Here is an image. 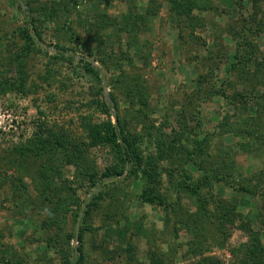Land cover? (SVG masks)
I'll list each match as a JSON object with an SVG mask.
<instances>
[{
  "label": "rangeland",
  "instance_id": "374dc122",
  "mask_svg": "<svg viewBox=\"0 0 264 264\" xmlns=\"http://www.w3.org/2000/svg\"><path fill=\"white\" fill-rule=\"evenodd\" d=\"M20 1L0 0V264H264V0Z\"/></svg>",
  "mask_w": 264,
  "mask_h": 264
},
{
  "label": "trees",
  "instance_id": "16d2710c",
  "mask_svg": "<svg viewBox=\"0 0 264 264\" xmlns=\"http://www.w3.org/2000/svg\"><path fill=\"white\" fill-rule=\"evenodd\" d=\"M83 0H73V2L74 3H76L77 5L78 4H80L81 2H82ZM168 1H170L171 3H170V6L172 7V8H176V7H180L182 10H183V12H184V7H183V4L184 3H186L187 2V0H179L178 1V3H175L174 2V0H168ZM17 5H18V7L19 8H22V3H21V1L20 0H17ZM178 9V8H177ZM27 11V10H26ZM27 17H28V15H27ZM29 18V17H28ZM28 20H30L31 21V19H28ZM30 32L32 33V32H34V27H32V25L30 26ZM29 30H27L26 29V32L24 33L25 34V36H28V34H30L29 33ZM28 33V34H27ZM30 36V35H29ZM37 38H39V37H37ZM82 61H84V64H85V68H86V70L88 71V72H90V73H94V74H97V75H99V71H97L94 67H92L91 66V64L88 62V61H85V60H83L82 59ZM110 127V125L108 124V129H107V133H108V138H109V140L111 141V142H113L114 143V145L116 146V148H117V153H118V157H119V159H120V162L122 163V164H128V163H130V159H129V155L126 153V151H125V149H124V147L122 146V143H120V141H119V139H118V135H117V133L115 132V129L111 126V128H109ZM205 142V140L204 139H202L201 140V147H202V143H204ZM200 144V141H195V148H197V146ZM15 151H17L18 153H20L19 155H21V156H23V155H25L27 152H32L34 155H36V156H39L44 150H41L40 151V149H37V150H29V149H26V148H24V147H19V148H17V149H15ZM23 151V152H22ZM22 152V153H21ZM121 172V171H120ZM119 172V173H120ZM119 173H117V174H119ZM214 177V175H208V174H206V172H205V174H202L201 175V178H199L198 179V183L197 184H195L194 186H187L186 188H187V190H189L191 193H195L196 192V190H197V188H200V186H201V188L203 187V186H205V187H207L209 184H211V182H210V180H211V178H213ZM220 180V179H219ZM152 183V179L149 181V184H151ZM238 186L237 187H235L234 188V190L237 192V193H240V194H244V195H250V196H256V189H252L250 186L249 187H247V186H245V185H243V184H237ZM149 193H150V190H148V189H145L144 190V192L142 193V195H141V198L145 201V202H149V203H151V202H156V204L158 205V206H160V207H163V208H166V206H165V204H164V202H163V200H161V198H159V197H155L154 195H152V194H150L149 195ZM261 198L263 199V202H262V206H263V208H264V191H262L261 192ZM202 200V199H201ZM201 200H198V201H201ZM202 203V202H201ZM204 204L205 205H207V203L206 202H204ZM234 210V206H231V210H230V212L232 213V215L234 214L233 211ZM220 214L221 215H219L218 216V218L221 220V217H222V220H223V222L225 221V220H227V219H223V217L224 216H226V214L223 212V209L221 208L220 210ZM77 216V215H76ZM75 216V217H76ZM239 216L241 217V214H239ZM233 221H231L230 220V223H232ZM248 223V224H247ZM247 223H246V221L244 222V221H242V226H241V228H243L245 231H247V232H250L251 230H250V227H249V222L247 221ZM197 235H199V233H196ZM252 236H254V234L252 235ZM73 237V234H69L68 235V237H67V243H69V240L71 239ZM81 233H79V235H78V241L79 242H81ZM257 240V237H255L253 240H251L252 242H255ZM49 245H50V243H48V245H47V248L49 247ZM192 250H195V247H193L192 248ZM72 251H74L75 252V254H77L76 255V257H74V259L73 260H71L70 258H69V254H71L72 253ZM58 252V251H57ZM59 253L61 254V263L60 264H80V263H82V261H83V259H84V254H83V252H82V250H81V248L79 247H77V248H75L74 250H72V249H68L65 253H63V252H61V251H59Z\"/></svg>",
  "mask_w": 264,
  "mask_h": 264
},
{
  "label": "water",
  "instance_id": "95a60500",
  "mask_svg": "<svg viewBox=\"0 0 264 264\" xmlns=\"http://www.w3.org/2000/svg\"><path fill=\"white\" fill-rule=\"evenodd\" d=\"M104 95H106V94H105V89H104ZM77 231H78V223H77V225H76V229H75V238H77Z\"/></svg>",
  "mask_w": 264,
  "mask_h": 264
}]
</instances>
